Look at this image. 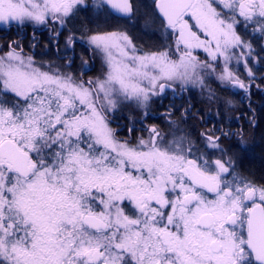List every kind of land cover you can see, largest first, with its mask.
<instances>
[{
	"label": "snow or ice",
	"instance_id": "6c2138e0",
	"mask_svg": "<svg viewBox=\"0 0 264 264\" xmlns=\"http://www.w3.org/2000/svg\"><path fill=\"white\" fill-rule=\"evenodd\" d=\"M103 2L133 12L131 0ZM83 4L0 0V22L63 25ZM156 7L178 59L167 50L136 55L124 33L94 35L90 43L110 70L86 86L41 71L15 49L0 56V264H264V186L235 174L231 159L165 146L155 127L147 141L122 143L105 115L121 96L146 103L169 81L203 83L199 73L215 68L196 49L222 58L218 78L247 90L229 65L245 55L235 49L254 51L238 24L264 38V0H157ZM202 135L206 147L221 149L218 136Z\"/></svg>",
	"mask_w": 264,
	"mask_h": 264
},
{
	"label": "flooded vegetation",
	"instance_id": "af4514ba",
	"mask_svg": "<svg viewBox=\"0 0 264 264\" xmlns=\"http://www.w3.org/2000/svg\"><path fill=\"white\" fill-rule=\"evenodd\" d=\"M70 34L74 39L67 52L63 35L51 26L31 32L22 31L21 34L13 27L0 29V40L9 43L11 49L18 46L19 51H15L28 57L35 56L39 49L41 52L46 51L42 52L44 56L53 54L55 60L68 63L74 68L77 63L80 64L82 57L88 56L91 61V56L84 39ZM86 69L88 71L83 73L82 79L83 76H90L94 70H89L87 66ZM244 83L248 85L247 90L232 87L224 92L228 105L213 107L199 105V91L193 93L171 85L172 89L165 88L162 94L153 97L149 109L135 113L132 122L106 116L107 122L116 139L128 144L133 143L134 139L147 141L152 127L162 137L168 128L188 124L192 127L190 130L194 129L189 144L195 155L199 156V152L204 151L210 160L231 159L235 174L256 186H264V179L257 177L258 173L264 174V120H259V116L264 117V105L261 104L264 102V80ZM209 132L220 138L218 143L222 152L221 149L206 147L205 136L202 134Z\"/></svg>",
	"mask_w": 264,
	"mask_h": 264
},
{
	"label": "rangeland",
	"instance_id": "374dc122",
	"mask_svg": "<svg viewBox=\"0 0 264 264\" xmlns=\"http://www.w3.org/2000/svg\"><path fill=\"white\" fill-rule=\"evenodd\" d=\"M156 0H137L138 6V14L133 16L131 19H127L125 22L112 27L109 31L117 32V33H124L126 34L132 41V45L136 48V55H143L144 53L150 52H159L167 50L169 55L173 59L179 58V53L175 51V36L170 34L171 43L169 44V32L165 29L163 22L158 18L155 13L154 5ZM104 4L102 0H84V4L78 6V8L87 9L90 11L91 15L95 18L96 15L99 16L101 11L104 10ZM96 14V15H95ZM66 18V21L63 25L60 24L58 20L49 19L45 24H37L33 21H25L23 24H18L16 22L11 23H3L0 22V29L13 27L18 30V33L21 34L22 31H36L37 29L43 28L45 26L53 27L57 32L63 35V43H65V50L66 52L69 50V46L71 42H69V37L71 40L74 39L71 36L69 29H68V21L71 17ZM254 26L249 24L245 26L243 23L237 25V32L241 35L242 39L251 43L253 48V53L251 57L247 56V49H235L234 51L239 55L241 52H244V57L241 58V61L237 63L236 58L234 57L229 67L231 70L239 77V79L243 82H250V81H261L264 80V38H262L261 33L258 31H253ZM117 29V30H116ZM112 32H103L105 33H112ZM98 35V33L96 34ZM154 37L157 46L152 48H145L141 44H137L135 42H139L141 40L140 37L144 36ZM94 36V35H91ZM88 36L84 39L86 46L90 49V56L91 61L88 60V56L82 57L80 59V64L73 68L70 67L68 63L57 61L55 60L53 54L43 55L42 51L37 48V53L35 56L31 57L33 61V66L39 68L41 71H46L50 73H58L64 76H71L73 80L77 82H83L87 86V82L89 80L96 81V80H104L109 72V65L107 61L106 54L97 49L94 45L90 43V37ZM154 38H152L154 40ZM203 38V37H202ZM35 41V39H34ZM33 41V42H34ZM148 42V40H147ZM146 42V45H147ZM142 47H140V46ZM13 49L10 48L9 43L7 42H0V56H5L7 52ZM15 50L19 51V47L15 46ZM16 51V52H17ZM129 53L131 54V49H129ZM22 57L26 60L28 56L19 53ZM115 54V53H114ZM201 63H210L215 68V71L205 70L200 72L199 74L202 76L203 83L200 82H181V81H169L168 84L174 85L176 88L179 89H187L192 91L193 93L199 91V105L213 107L217 105H228L229 103L226 102V97L224 96V92L229 88L235 87L233 85L227 84L221 81L218 77L220 72L223 69V60L222 58L218 59L217 61H212L211 57L206 53L203 49H196L193 52ZM247 59V64L243 61ZM92 62V63H91ZM86 66L89 67V70L94 68L93 72L90 73V76H83V73L87 72ZM93 66V67H92ZM248 68L252 69L253 75L250 76L248 73ZM146 84V82H145ZM11 98V94H9ZM155 95L151 96L150 99L146 103L137 102L135 99H125L122 96L117 98V107L115 109L107 110L105 115L109 118L112 117L118 119H127L130 122L134 120L135 113L139 112L140 110L146 111L152 104V99ZM9 98V99H10ZM110 127V124H108ZM111 128V127H110ZM188 124L179 125L176 128H168L166 134L162 136L163 142L165 146H170L173 142H177L180 144L182 148L191 146L189 142L192 140L191 136L194 132V129L190 130ZM112 129V128H111ZM139 139H134L133 143L129 145L135 146L139 143ZM200 147V144H199ZM204 152V151H203ZM203 152H199V155ZM205 158L207 155L203 153ZM208 159V158H207ZM210 160V159H209ZM125 212L126 214H133L134 208L132 205L125 202Z\"/></svg>",
	"mask_w": 264,
	"mask_h": 264
},
{
	"label": "trees",
	"instance_id": "16d2710c",
	"mask_svg": "<svg viewBox=\"0 0 264 264\" xmlns=\"http://www.w3.org/2000/svg\"><path fill=\"white\" fill-rule=\"evenodd\" d=\"M132 2H133V6H134L133 16H135L138 14V10H137L138 3H137V0H132ZM104 10L105 11L100 12L101 16L96 15V17L94 18L91 15L88 8L87 9L78 8V10L75 12V15L73 17H71L68 21L67 27H68L69 31L73 35H75L76 37L86 39L88 36L96 35L97 33L102 34L103 32H112V31H109L112 27H115L116 25L126 21V20H119V19L112 17L111 14L109 13L108 9H106L105 7H104ZM140 38H141V40L139 42H137V43L135 42L137 48H138L137 44H141L143 47H145L147 49L152 48V47L154 48L158 45L154 37H150V36L146 35V36L140 37ZM152 38H154V40ZM147 40H148V42H147ZM32 41H34V40H32ZM171 41L172 40H171V37L169 34V39H168L169 44L171 43ZM0 42H3V40H0ZM146 42H147V45H146ZM142 46H140V47H142ZM8 98H10V97H8ZM261 104L264 105V102H262ZM261 113H262V111L259 112V114H261ZM259 120H261V121L264 120V117L262 115L259 116ZM257 177L260 179H264V174L258 173Z\"/></svg>",
	"mask_w": 264,
	"mask_h": 264
},
{
	"label": "water",
	"instance_id": "95a60500",
	"mask_svg": "<svg viewBox=\"0 0 264 264\" xmlns=\"http://www.w3.org/2000/svg\"><path fill=\"white\" fill-rule=\"evenodd\" d=\"M103 1V0H102ZM131 2H132V0H131ZM156 3H157V0H156ZM156 3H155V12H156V14H157V16L159 17V19L163 22V24L165 25V22H164V20H163V17L160 15V13H159V11H158V9H157V7H156ZM103 4H104V6L109 10V12L111 13V15L112 16H114L115 18H117V19H128V18H130L132 15H133V12H134V6H133V12L130 14V15H123V14H121V13H117L115 10H113L110 6H108L106 3H104L103 2ZM132 4H133V2H132ZM168 32L169 33H172V31L171 30H168ZM165 88H169V89H172V87H165Z\"/></svg>",
	"mask_w": 264,
	"mask_h": 264
}]
</instances>
